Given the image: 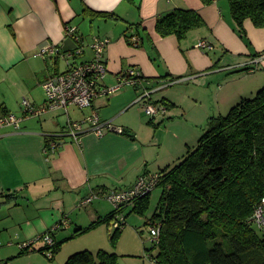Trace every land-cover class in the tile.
<instances>
[{"label": "crops", "instance_id": "crops-1", "mask_svg": "<svg viewBox=\"0 0 264 264\" xmlns=\"http://www.w3.org/2000/svg\"><path fill=\"white\" fill-rule=\"evenodd\" d=\"M175 9L194 10L204 21L182 41L175 36L160 37L155 31L157 17ZM66 24L76 28L83 39L80 44L65 37ZM130 24H139L140 33L143 35L145 29L149 34L150 40H145L143 47L127 43L126 35L133 32ZM244 28L247 36L242 39L236 31L229 0H214L210 5L201 0H0V118L14 115L22 119L19 128L0 125V264H65L80 251L110 252L103 246L106 240L111 241L110 223L102 222L75 234L112 212L113 207L102 201L103 196L130 187L141 175L155 174L174 164L194 147L205 121L211 117L208 113L216 115L219 110L217 115L222 114L221 105L231 107L237 99L254 95L264 84V58L259 59L264 52V27L257 28L246 20ZM93 37L110 40L105 51L104 86H114L119 75L135 69L144 78L141 86L129 87L136 99L144 90H151L153 102L165 100L175 105L161 117L147 120L148 133L129 125L117 126L111 120L114 127L128 134L109 132L98 137L86 130L79 145L72 142L66 135L68 117L79 121L95 110L102 121H107L99 111L106 106V96L94 100L92 108L85 109L87 113L77 108L80 115L75 119L69 110V116L63 110L34 116L25 112L24 100L35 108L45 105L41 84L66 71L64 55L81 46L82 56L74 62L93 57L89 46ZM199 40L211 43L213 50L197 48ZM44 45L56 46L60 54L52 59L41 56L39 51ZM248 66L255 70L239 72ZM177 78L181 79L179 84L194 82L197 88L207 85L212 111L189 112L183 103L187 92L184 89L189 85H177L181 87L178 92L160 95L167 88H160L162 84ZM115 95L117 99L129 95L115 103V117L140 105L129 91ZM168 135L177 140L160 159V149L155 152L154 146L162 145ZM51 139L60 141L61 146L46 155L44 147ZM92 191L100 195L96 199L100 201L79 206ZM48 231L60 244L53 258L40 252L45 248L43 240L21 249L20 245ZM86 234H94L88 248L69 247V240ZM114 253L119 258L135 255L119 250ZM122 260L119 264H123Z\"/></svg>", "mask_w": 264, "mask_h": 264}, {"label": "trees", "instance_id": "trees-1", "mask_svg": "<svg viewBox=\"0 0 264 264\" xmlns=\"http://www.w3.org/2000/svg\"><path fill=\"white\" fill-rule=\"evenodd\" d=\"M201 1L210 5L214 0ZM229 8L242 39L247 36L246 20L257 28L264 27V0H229ZM203 24L196 11L175 9L157 17L155 31L160 37L175 36L182 41L190 31ZM139 26L130 24L133 32L126 35L127 43L135 48L143 47L145 40H150L145 29L143 35L140 33ZM254 70L248 66L239 72ZM139 77L144 81L141 75ZM160 102L166 109L175 106L165 100ZM122 130L128 134L127 130ZM157 175L155 187L145 196L117 210L114 208L106 218L94 221L87 229H78L75 234L91 230L102 222L112 227L119 213L123 221L120 227H112L110 241L115 245L125 228L127 216L134 213L144 217L149 209L150 195L158 188L160 194L154 212L145 223L159 228L158 240H150L151 247L146 248L148 262L264 264V229L250 223L255 207L264 198V84L255 95L243 97L231 106L226 115L209 117L196 146ZM126 209L129 211L122 214ZM59 247L55 241L51 248L54 256ZM65 264H118V255L105 250L96 253L85 250L71 255Z\"/></svg>", "mask_w": 264, "mask_h": 264}, {"label": "built area", "instance_id": "built-area-1", "mask_svg": "<svg viewBox=\"0 0 264 264\" xmlns=\"http://www.w3.org/2000/svg\"><path fill=\"white\" fill-rule=\"evenodd\" d=\"M65 37L71 38L78 44L83 40L77 33L76 28L72 27L70 24L65 25ZM133 41H136L135 38H133ZM109 43L110 40L108 38L93 37L89 45L93 52V57L81 63L74 62V59L82 56L83 47L81 46L77 47L71 53L64 55L63 58L67 66L66 71L48 77L41 84L46 96L45 105L40 108H35L24 100L23 106L25 107V112L34 116L40 115L48 110H63L65 114L69 116V107H77L80 110L89 109L92 108L94 100L99 97H108L117 94L126 86H141L144 81L140 79V74L135 69H129L125 73L119 75L115 86H104V80L107 74L105 51ZM196 47L203 51L213 50V45L206 40H199ZM39 52L41 56L51 57L50 59L60 54L59 49L54 45H44L40 48ZM260 58H264V52L260 54L259 59ZM175 82L178 81L165 82L160 88L163 89L172 86ZM153 92L154 91L151 90H144L136 99V102L143 107L145 114L152 120L160 117L166 112V108L163 105L153 102ZM21 120V118H17L14 115H7L0 118V125L19 128ZM86 130L98 137H102L109 132L123 133L122 128L114 127L110 121H102L95 110H92L90 115L85 116L79 121H73L68 117L66 135L72 142L79 145L81 143V135L85 133ZM60 146V141L51 139L44 147V154H53ZM157 178V173L141 175L131 187L110 191L104 195L103 198L108 200L117 210L145 196L155 187ZM99 198L100 195L92 191L80 201L79 206L90 204L93 200ZM122 221L123 218L117 213L113 219L112 227H120ZM250 223L258 229H264V198L255 207L250 217ZM51 232L52 231L49 233L47 232L37 239L23 243L20 245L21 249L30 248L34 242L43 240L45 247H47L43 254L50 259L53 258L54 254L51 248L55 241ZM149 235L151 241L156 242L158 240L159 228L157 225L151 226ZM151 263L154 264L153 262Z\"/></svg>", "mask_w": 264, "mask_h": 264}, {"label": "rangeland", "instance_id": "rangeland-1", "mask_svg": "<svg viewBox=\"0 0 264 264\" xmlns=\"http://www.w3.org/2000/svg\"><path fill=\"white\" fill-rule=\"evenodd\" d=\"M232 73H233V71H232ZM178 82H175L174 84H172V86H169L166 89H164L163 91H161L160 95H163L165 97L166 93L178 92L179 89H181V87H178L177 85H189L187 88L184 87L185 88L184 90H187V92L185 93L186 97L183 99V103L186 107H188L189 112L191 113L193 109H204L205 111H208V110L212 111V103L210 101L211 94H210L209 87L207 85H205L204 88H197V86H196V84H194V82H192V83L184 82L185 84H179ZM235 86L238 87V85H235ZM111 87H113V86H111ZM129 87H132V86L124 87L117 94H120V93L125 94L126 92L129 91V92H131L132 96L134 97L133 100L136 101L134 90H133V88H129ZM255 93H254V95H255ZM114 95H110L109 97H106V106L99 109L100 113L103 111V115L106 116L105 117L106 120L110 121V122H111V120H115V121H113V123L117 126L129 125L131 127H135L136 129L139 128L140 130H143V131L147 130L146 133H148L149 130L147 129L145 123L147 122V120L150 117L145 114L143 107L141 105L135 104L133 107H131V108L123 111L122 113H120V115H118V117H115V113L117 112V109H118V107L115 106V103H119L121 100H123L125 98H129V95L118 98V99L115 98L117 95H115V96ZM195 95L197 97H195ZM179 96H181V95H179ZM113 98H114L113 105H112V107H109V103L111 102V100ZM153 98L155 99V97H153ZM239 100L240 99H237L234 102V104H236ZM228 108L230 109L231 107H225L224 105H221V110L223 113L220 115H226L227 112L229 111ZM68 110L70 112L72 119L79 117L80 113H79L77 107H69ZM87 112H89V111L87 110L86 113ZM219 112L220 111L218 110L217 114ZM208 114H209L208 117L209 116H211V117L212 116H219L217 114L216 115H211V113H208ZM192 120H193V117L191 115V118L189 119L190 124H192V122H191ZM207 120L205 121V123L207 122ZM161 128L163 130L164 126L161 125ZM201 134L202 133H200V136H201ZM160 137H163V134L160 133ZM166 138H167V140L162 145H160V143H157L154 146L155 152H157L160 149L158 151L160 159H162L164 155H166L170 152L168 149H171V150L173 149L172 146H173L174 142L177 140L176 137H173L171 135H168ZM197 141H196L195 145L193 144V146H196ZM159 194H160V189H158V188L152 191V193L150 195L149 209L146 212V215L144 217L138 216L134 213H130V215L127 216L125 228L121 232V235L119 236L120 239L116 241L115 245L111 244L110 240L109 241L106 240L104 242V244H103L104 248L107 247V249L110 252L114 251L117 253V251L119 250V252H121V253H122V251H126L127 253L132 252L133 254H135V255H131L132 257H128V258H119L118 257V259H119L118 261H123L122 259H124L123 264H125V263H127V264H141V261H144L145 263L151 264L150 262H148L149 261L148 253L146 252V248L151 247V241H150V235H149V230H150L151 226L146 225L145 223L147 222V219L154 212ZM95 201H100V200H95ZM102 201L109 203L114 209V206L108 200L102 199ZM128 211L129 210L126 209L123 211L122 214H126ZM139 231H141L142 233L136 234V232H139ZM92 235H94V234H86V235L77 237L73 240H69V242H68L70 245L69 247L78 248L80 246H85L83 248H88L86 246H90V241L92 239ZM97 242H101V240H97ZM68 243L66 242L65 244H68ZM118 243H119V246H118L119 248L117 247ZM154 252L155 251H153V253H151V254H154ZM132 253H129V254H132ZM118 264H119V262H118Z\"/></svg>", "mask_w": 264, "mask_h": 264}]
</instances>
